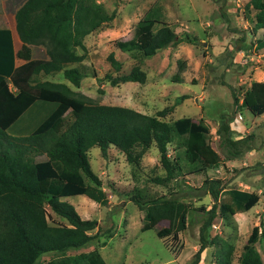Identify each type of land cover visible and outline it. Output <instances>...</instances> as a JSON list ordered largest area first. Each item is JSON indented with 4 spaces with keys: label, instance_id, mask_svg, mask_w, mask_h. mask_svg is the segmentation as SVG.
I'll list each match as a JSON object with an SVG mask.
<instances>
[{
    "label": "trees",
    "instance_id": "16d2710c",
    "mask_svg": "<svg viewBox=\"0 0 264 264\" xmlns=\"http://www.w3.org/2000/svg\"><path fill=\"white\" fill-rule=\"evenodd\" d=\"M245 6L246 17L252 18L250 11L255 9L252 30L263 31L254 37V49L262 48L264 0H248ZM114 14L97 0H25L15 11L16 30L22 41L43 45L48 58H30L17 66L8 30L0 28V264H40L42 256L49 253L56 255L44 264H107L96 248L67 253L69 249L88 246L105 232L100 227L90 232L97 220L81 217L64 198L85 194L102 205L107 203L102 179L89 160L88 150L94 145L102 156H107L111 145H121L133 165H138L143 153L154 145L164 170L163 175L150 177L157 184L176 179L183 167L182 159L189 166L188 172L205 171L222 159L207 141V124L190 116H180L172 122L163 118L171 106L154 114L145 113L127 105L76 95L67 82L41 77L58 74L73 85H80L89 73L82 65L85 53L77 48L84 49L85 36L110 21ZM163 15L160 4L150 5L131 36L116 39V46L145 57L175 43L177 34ZM108 58L118 70L121 63L113 52ZM8 76L17 88L15 92L9 89ZM145 78V71L138 65L117 77L140 82ZM232 91L235 107L247 108L254 115L264 112V80ZM183 97L182 94L177 100ZM230 119L224 111L221 113L217 133L226 155L231 157L252 146L250 135L231 137ZM172 141L175 149L183 148L181 157L168 152ZM202 186L205 193L212 195L213 202L209 208L200 207L207 216L200 225L199 247L188 264H197L210 242L216 245L215 258L209 261L213 264H264L255 246L264 236L262 222L252 226L235 263L233 243L218 234L209 241L206 235L215 216L231 225L234 213L254 206L259 194L235 186L226 188L220 179L211 177H205ZM134 189L130 199L143 212L141 230L155 228L159 237H177L187 226L190 202L174 195L152 194L140 187ZM47 206L65 221L49 222ZM162 221L164 224L159 226Z\"/></svg>",
    "mask_w": 264,
    "mask_h": 264
},
{
    "label": "rangeland",
    "instance_id": "374dc122",
    "mask_svg": "<svg viewBox=\"0 0 264 264\" xmlns=\"http://www.w3.org/2000/svg\"><path fill=\"white\" fill-rule=\"evenodd\" d=\"M97 1L115 14L85 36L84 49L77 48L78 52L85 53L82 65L89 74L78 86L66 78L60 81L67 82L76 95H85L101 103L127 105L145 113L154 114L171 106L163 118L172 122L177 117L190 116L207 124V141L220 152L222 159L218 165L200 172H188L189 166L182 159L183 167L178 170L177 178L157 184L150 177L163 175L164 170L154 145L143 153L138 165L127 161L121 145H111L107 156H102L97 145L90 147V164L102 179L101 187L108 201L102 205L85 194L69 195L65 199L83 218L97 220V226L90 232L97 231L98 227L105 232L88 246L69 249L67 253L96 248L107 264H188L199 247L200 225L207 216L200 207L209 208L213 202L212 195L205 193L202 186L204 178L211 177L220 179L226 188L235 186L259 194L258 202L249 211L233 215L231 225L218 215L206 230L209 241L218 234L233 243L235 263L252 226L261 221L264 228V112L254 115L247 108L235 107L232 91L264 80V47L254 49L253 42L263 31L252 30L255 9H251L250 18L245 15L248 0ZM154 1L161 3L164 20L177 34V41L145 57L119 49L116 39L129 38L136 21ZM110 52L121 63L118 70L111 65ZM134 65L145 71L144 82L117 79ZM83 66L81 69L85 68ZM41 77L59 80L51 74ZM182 94L184 97L177 100ZM223 111L231 117L232 138L250 135L252 147L237 156L226 155V148L220 143L217 128ZM175 146L173 141L169 143L168 152L181 157L183 148L175 149ZM84 177L91 182L86 175ZM138 187L152 194L174 195L191 203L187 226L177 237H159L155 228L141 230L143 212L130 199V194ZM219 196L222 197L223 192ZM47 213L51 223L65 221L48 206ZM159 224L163 225L164 221ZM211 243L201 254L205 262L215 258L216 245ZM255 246L264 261L263 235ZM55 255H43L40 264Z\"/></svg>",
    "mask_w": 264,
    "mask_h": 264
},
{
    "label": "crops",
    "instance_id": "0c3cea01",
    "mask_svg": "<svg viewBox=\"0 0 264 264\" xmlns=\"http://www.w3.org/2000/svg\"><path fill=\"white\" fill-rule=\"evenodd\" d=\"M24 1L25 0H0V28H4V29L8 30V37L10 39V42L12 44V49H13L14 66H17V65L27 61L30 58H44V59L48 58V55L46 53V49L43 45L26 43V42L22 41L18 35V32L16 30V23H15V11ZM154 2L156 3V1H154ZM158 4H161V3L158 2ZM162 11H163V8H162ZM163 18H164V15H163ZM137 21H136V23H137ZM135 24H134V26H135ZM51 75H53V74H51ZM54 77L58 78L59 80L64 79V77H60L58 74H54ZM6 79L8 81L9 89L11 91L15 92L17 88L12 84L9 76ZM10 133H13V132L10 131ZM247 211H249V209L244 210V211H238V212L234 213V215L235 214L236 215L237 214H243ZM141 225H142V223H141ZM140 228H141V226H140ZM203 251H204V249L202 250V252ZM202 252H201V254H202ZM197 264H213V263L212 262H205L203 260V258L201 257V259L199 260V262Z\"/></svg>",
    "mask_w": 264,
    "mask_h": 264
}]
</instances>
